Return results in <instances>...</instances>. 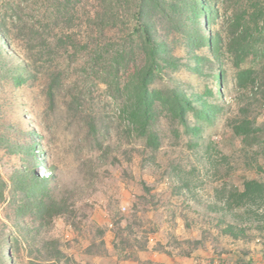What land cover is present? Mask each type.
I'll return each mask as SVG.
<instances>
[{
	"label": "rangeland",
	"instance_id": "rangeland-1",
	"mask_svg": "<svg viewBox=\"0 0 264 264\" xmlns=\"http://www.w3.org/2000/svg\"><path fill=\"white\" fill-rule=\"evenodd\" d=\"M239 1L168 0L160 39L178 60L150 87L164 99L141 137L129 118L131 45L112 71L104 34L82 14L67 46L57 22L42 28L37 0H0V232L17 252L8 263L264 264V222L225 234L243 213L227 212L230 192L264 182V44H242L246 59L236 52ZM31 31L49 34V53L33 49ZM35 178L41 189L26 198L19 186Z\"/></svg>",
	"mask_w": 264,
	"mask_h": 264
},
{
	"label": "trees",
	"instance_id": "trees-1",
	"mask_svg": "<svg viewBox=\"0 0 264 264\" xmlns=\"http://www.w3.org/2000/svg\"><path fill=\"white\" fill-rule=\"evenodd\" d=\"M167 2L168 0H37L40 9L44 11L45 24H42V28L51 27L53 20L57 22L60 31L59 41L64 45L68 46L67 42L74 38V34H71L69 29L70 25H74V22L78 20L79 13L82 14L87 24L86 27L91 31L99 27L105 37L102 41L101 54L105 57V61L107 60L108 65H111L112 71L124 68L120 62L126 54L127 47L124 46L131 45L130 53L135 59L139 57V60L135 62L133 70V77L136 79L133 82L135 98L129 118L136 128L135 132L141 137L148 136L147 129L153 118L155 106L164 99L163 92L152 90L150 87L161 77L165 63L175 66L178 60L172 52H169L168 56L164 55L168 43L160 39ZM239 2L244 3L245 11L237 13L233 19L234 27L241 29L240 37L236 40V45H238L236 52H241L243 59H246L249 55L246 52L247 46H242V44L250 39L264 44V0H240ZM54 7L56 11L53 13ZM193 7H197V4L194 3ZM176 21L180 22L179 18H176ZM35 29L36 27L32 28L33 31ZM33 31H31V37H28L29 41L35 43L33 49L39 47L38 50L42 53L43 49L49 53L52 45L49 34L46 36V33L41 31L35 34ZM183 32L182 27L181 34ZM1 34L6 38L3 33ZM115 43L123 44L115 49ZM174 100H180L176 91ZM237 132H239L238 129ZM38 183V179L35 178L33 183L27 186L22 184L19 188L25 191L26 198L36 199V194L41 189ZM4 188H6V183L0 181V191ZM1 199H4L3 194ZM234 209H239L243 213L235 214L233 222L225 223L226 235L240 238L241 235L235 231H245L248 225L253 226L264 222V182L250 180L243 184L242 189L233 188L227 198V212H233ZM2 225L7 230L8 225L5 223ZM255 227H257L256 230L264 229L260 225ZM14 244L15 239L12 235L2 230L0 232V264H10L8 258L17 253ZM5 250L8 251V256L4 253ZM236 264L253 263L242 260Z\"/></svg>",
	"mask_w": 264,
	"mask_h": 264
}]
</instances>
